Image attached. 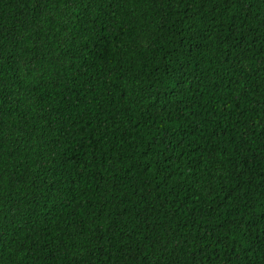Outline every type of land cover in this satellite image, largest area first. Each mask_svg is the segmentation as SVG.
<instances>
[{
  "label": "trees",
  "instance_id": "16d2710c",
  "mask_svg": "<svg viewBox=\"0 0 264 264\" xmlns=\"http://www.w3.org/2000/svg\"><path fill=\"white\" fill-rule=\"evenodd\" d=\"M0 264H264V0H0Z\"/></svg>",
  "mask_w": 264,
  "mask_h": 264
}]
</instances>
